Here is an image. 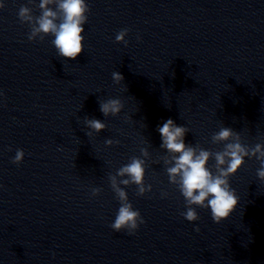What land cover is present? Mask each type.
Masks as SVG:
<instances>
[{
  "label": "clouds",
  "instance_id": "1",
  "mask_svg": "<svg viewBox=\"0 0 264 264\" xmlns=\"http://www.w3.org/2000/svg\"><path fill=\"white\" fill-rule=\"evenodd\" d=\"M31 3L32 0H29ZM51 4L56 5V10L48 7ZM5 7L0 3V9ZM41 14L34 16L32 9L27 6H21L18 17L21 23H27L31 31L28 34L29 41H35L39 38L41 41L46 36L52 35V40L58 54L66 59L75 60L83 51L85 31L83 25L87 22V14L90 11L86 0H40L37 5ZM62 14V15H61ZM129 29L125 28L119 31L115 37L116 42L123 43L127 46L128 41L125 37ZM139 39V37H137ZM112 79L115 83L123 82L124 77L119 72L112 73ZM124 108L120 99H108L100 102V111L107 117L109 115L117 116ZM86 126L96 133L104 130L106 124L98 119H85ZM93 131L86 133L88 136L93 135ZM189 129L185 126H177L172 119H167L162 126H158V132L161 136V147L173 155V166L166 167L169 183L175 185L185 200L186 211L182 213L184 218L189 221H197L199 216L195 207L210 209L212 220L219 224L229 218L230 214L236 209L239 198L235 190L230 185V177L245 163V157L251 159L255 157L259 161L260 167L257 169V177L264 182V144L257 143L249 148L240 142V134L235 133L233 129L221 127L218 132L213 134L214 143L228 141L235 137L234 142L224 145L223 151L215 153L204 148L186 145L184 141L185 134ZM118 144L119 141L107 139L106 145ZM143 155L147 156V151L141 149ZM216 162V173L213 174L207 163L210 157ZM24 151L17 149L12 163L19 164L23 161ZM167 164L168 161L166 160ZM226 164V167H223ZM117 176L127 175L130 179H123L119 184L125 186L136 185V195L144 196L152 191L151 184H145V161L133 157L131 162L118 169ZM111 188L120 203L114 222L110 227L116 231H127L129 235L136 232L141 224L145 221L139 210L134 209L129 201L128 193L119 186L116 176L109 177ZM102 191L101 188H93L91 195L98 196ZM162 197L168 195L162 192ZM195 206V207H193ZM195 231H199L197 227Z\"/></svg>",
  "mask_w": 264,
  "mask_h": 264
}]
</instances>
